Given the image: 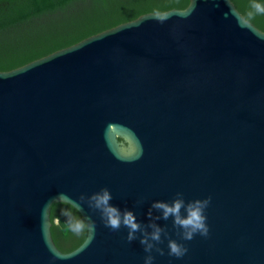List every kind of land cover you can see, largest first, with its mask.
<instances>
[{
  "label": "water",
  "instance_id": "1",
  "mask_svg": "<svg viewBox=\"0 0 264 264\" xmlns=\"http://www.w3.org/2000/svg\"><path fill=\"white\" fill-rule=\"evenodd\" d=\"M104 186L145 224L155 200L211 196L209 235L181 241L180 259L165 240L154 264H264V30L233 0L147 12L0 70V264H144L139 240L80 200ZM54 202L95 222L72 251L52 236Z\"/></svg>",
  "mask_w": 264,
  "mask_h": 264
},
{
  "label": "trees",
  "instance_id": "2",
  "mask_svg": "<svg viewBox=\"0 0 264 264\" xmlns=\"http://www.w3.org/2000/svg\"><path fill=\"white\" fill-rule=\"evenodd\" d=\"M190 0H0V70L20 67L91 35L136 19L147 12L183 9ZM243 15L264 30V14L248 13L252 0H233ZM264 3V0H259ZM70 213L84 219L71 204L54 202L51 232L64 252L77 248L88 230L74 234Z\"/></svg>",
  "mask_w": 264,
  "mask_h": 264
},
{
  "label": "clouds",
  "instance_id": "3",
  "mask_svg": "<svg viewBox=\"0 0 264 264\" xmlns=\"http://www.w3.org/2000/svg\"><path fill=\"white\" fill-rule=\"evenodd\" d=\"M249 17L254 14H264V3L259 0H252ZM211 196L206 198H196L186 200L183 192L178 191L171 200H155L147 212L148 223H143L137 219V215L132 209L127 207L121 209L118 205L113 204V195L109 187L104 186L100 190L93 192L91 195L82 193L80 200L87 203L89 209L99 213L100 220L106 228L113 232H118L122 227L126 228L127 242L131 243L139 240L143 246L144 264H154L155 254L165 255V249L161 247L167 240V255L177 259L183 258L188 247L181 241H191L196 235L207 237L209 235V225L207 223L206 209L211 203ZM138 204L143 200L137 201ZM154 211L158 214L154 215ZM69 220L70 230L80 235L85 230L95 231V222L91 216L85 219L73 217L66 213ZM171 219L172 228L175 229L179 240L172 237L167 225L158 223L160 220L168 221Z\"/></svg>",
  "mask_w": 264,
  "mask_h": 264
}]
</instances>
